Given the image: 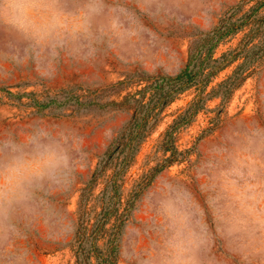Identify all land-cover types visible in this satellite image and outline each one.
Instances as JSON below:
<instances>
[{
    "label": "rangeland",
    "instance_id": "obj_1",
    "mask_svg": "<svg viewBox=\"0 0 264 264\" xmlns=\"http://www.w3.org/2000/svg\"><path fill=\"white\" fill-rule=\"evenodd\" d=\"M256 2L36 0L32 31L66 37L45 45L0 25V169L43 173L17 224L27 264H98L87 239L104 209L96 244L113 250V264H264V56L240 65L237 53L165 105L135 141L116 195V154L105 159L134 112L124 98L177 74L193 39L239 23ZM85 26L87 48L76 52L84 42L71 37ZM248 32L222 37L212 58L238 51ZM236 68L244 79L219 85ZM190 105L171 156L163 134Z\"/></svg>",
    "mask_w": 264,
    "mask_h": 264
},
{
    "label": "trees",
    "instance_id": "obj_2",
    "mask_svg": "<svg viewBox=\"0 0 264 264\" xmlns=\"http://www.w3.org/2000/svg\"><path fill=\"white\" fill-rule=\"evenodd\" d=\"M241 5L238 6L240 8ZM264 0H257V2L242 15L241 21L236 24L235 21L227 20L225 31L220 28H214L212 31L204 33L202 36L196 37L190 42L188 59L184 67L175 75H161L156 77H149L148 83L137 90L131 96H126L124 101L128 104L132 103L134 112L129 121L125 137L122 141H118L116 145L109 148L106 151V161L112 160L115 156V163L113 164V173L111 176V188L113 195L117 193L116 179L120 173L124 170L127 165L130 154L133 151L135 141L142 136L143 132L151 127V121L155 118V115L175 96L182 92L187 87L195 84L209 81L210 77L214 75L219 69L231 63L237 53H242L243 61L240 65H244L255 61L256 59L264 56ZM248 25L247 39L240 42L238 51L226 52L220 57V60L213 59L212 53L214 48L217 46L220 39L224 36H228L236 32L242 25ZM263 27V28H262ZM262 29V30H261ZM263 32V38L259 41L254 42V37L260 32ZM239 67V66H238ZM239 68L233 70L226 80L219 85L225 84H238L244 79L242 72L238 71ZM151 78V79H150ZM195 105V104H194ZM190 105L189 108L181 112L173 123L165 130L162 137V146L165 151H170L171 156L175 153L173 147V130L179 125L183 124L193 114L194 107ZM190 109V110H189ZM150 123V125H149ZM122 149H118L119 147ZM124 152L122 159L118 161L121 151ZM163 165L156 166L153 169L151 177L162 169ZM108 213L104 209V214L100 217L97 225L94 228L93 234L87 239L89 243L88 249L94 252L97 258L98 264H113V250L108 253L99 250L96 244L95 233L101 229L108 218ZM100 227V228H99ZM83 241V240H80Z\"/></svg>",
    "mask_w": 264,
    "mask_h": 264
},
{
    "label": "clouds",
    "instance_id": "obj_3",
    "mask_svg": "<svg viewBox=\"0 0 264 264\" xmlns=\"http://www.w3.org/2000/svg\"><path fill=\"white\" fill-rule=\"evenodd\" d=\"M36 0H0V25L33 38L38 45L51 41L66 42V37L60 31H32L33 26L40 21L30 5ZM74 41L84 42L74 51L87 48L90 32L85 26L77 35L71 37ZM57 164L63 160H57ZM43 175L38 166L16 163L0 169V264H27V251L19 241L24 239L23 232L17 226L18 221L29 211L27 202L33 197L38 181Z\"/></svg>",
    "mask_w": 264,
    "mask_h": 264
}]
</instances>
